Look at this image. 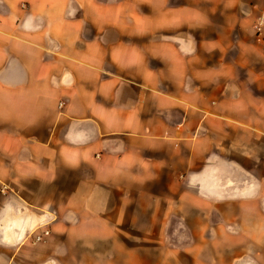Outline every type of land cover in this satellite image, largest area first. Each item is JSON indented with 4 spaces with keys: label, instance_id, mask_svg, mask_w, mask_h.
<instances>
[{
    "label": "crops",
    "instance_id": "obj_1",
    "mask_svg": "<svg viewBox=\"0 0 264 264\" xmlns=\"http://www.w3.org/2000/svg\"><path fill=\"white\" fill-rule=\"evenodd\" d=\"M184 1L87 37L88 0H0V264H264V0Z\"/></svg>",
    "mask_w": 264,
    "mask_h": 264
},
{
    "label": "rangeland",
    "instance_id": "obj_2",
    "mask_svg": "<svg viewBox=\"0 0 264 264\" xmlns=\"http://www.w3.org/2000/svg\"><path fill=\"white\" fill-rule=\"evenodd\" d=\"M123 2L124 4H120ZM157 0H88L86 4H78V11H77V16L84 15L87 16L88 19L85 21V28L87 29L86 36L92 34V31L101 28V27H108V24L111 23V28L115 27L117 25H124L127 22H119L113 21L112 18L116 15H121L123 13L131 11V8H135V10L139 13H147L150 11L152 8H156L157 6ZM169 5L174 8H179L185 5L184 0H169ZM262 13V12H261ZM261 13L256 14L253 19L251 20V30L252 26L254 23V20L257 16H259ZM111 19V21H108ZM130 23V22H129ZM132 23V22H131ZM132 27L136 30H140L141 28L144 27L143 23L140 21H136L135 23H132ZM134 42H139L140 40L137 39H132ZM38 202L42 203V199H37ZM174 203L176 204V200H174ZM186 220H190L194 225H200V221L206 220L208 218L203 217V214H185ZM240 216L239 219L242 221H246V214H224L223 216V221L230 222V221H235L237 220V216ZM201 216V217H200ZM209 216V215H207ZM182 220V213H176L174 214V220ZM48 228V227H47ZM47 228H41L37 230L36 228H32L31 232V237L34 234H37L40 231L43 230H48ZM123 231L127 235V246H133L134 244V237H135V232L134 230L131 229H123ZM182 231V230H181ZM188 233L187 239L185 240V243L190 244L191 248L193 247H198L199 244H202L205 242L206 237H208L209 232L211 230H206L202 228H191V230H186ZM215 233V230L212 231ZM218 234H214L215 238L211 240V242L214 243H222L224 245L232 244L240 240H245L246 238V233L247 229L242 228V229H222L217 231ZM234 233V234H232ZM217 235V236H216ZM175 241L176 245L179 247L183 243V239L179 236L178 233H175ZM47 237L46 239H48ZM47 241V240H46ZM225 248V247H224ZM226 253L222 256L221 259V264H226ZM70 264V263H68ZM80 264H87L86 261L81 262Z\"/></svg>",
    "mask_w": 264,
    "mask_h": 264
},
{
    "label": "built area",
    "instance_id": "obj_3",
    "mask_svg": "<svg viewBox=\"0 0 264 264\" xmlns=\"http://www.w3.org/2000/svg\"><path fill=\"white\" fill-rule=\"evenodd\" d=\"M252 30L254 33L255 42L261 48L262 53H264V12L255 18ZM48 236V230H43L40 233L34 234L31 237V241L33 244L43 243Z\"/></svg>",
    "mask_w": 264,
    "mask_h": 264
}]
</instances>
